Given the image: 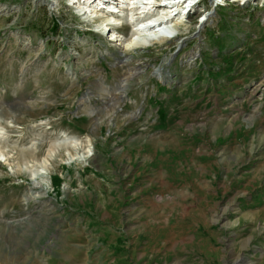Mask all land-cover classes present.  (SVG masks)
<instances>
[{
	"label": "rangeland",
	"instance_id": "374dc122",
	"mask_svg": "<svg viewBox=\"0 0 264 264\" xmlns=\"http://www.w3.org/2000/svg\"><path fill=\"white\" fill-rule=\"evenodd\" d=\"M245 1L127 53L132 29L82 23L108 15L82 0H0V264H264V0Z\"/></svg>",
	"mask_w": 264,
	"mask_h": 264
},
{
	"label": "bare ground",
	"instance_id": "6f19581e",
	"mask_svg": "<svg viewBox=\"0 0 264 264\" xmlns=\"http://www.w3.org/2000/svg\"><path fill=\"white\" fill-rule=\"evenodd\" d=\"M110 0H93V2H98V5L93 6L94 10H98L100 12V6L102 5H106L110 6L112 4L109 3ZM121 2H124L123 0H119ZM172 1V0H171ZM254 1V0H253ZM86 2V3H85ZM90 2H92V0H88V1H83V5L86 7L92 6L91 4H89ZM132 2V4L134 5L133 8L131 9V13H132V31L128 37V40L123 43V47L122 49L125 52H132V51H136L137 49H148L151 46L153 47L154 44H160L163 43L164 41L167 40H172L176 37V34L178 33L177 30L182 26H188V25H192L194 24V20H190L188 23L185 22H179L177 19H173L171 21H168V17H169V12H176L177 10H180V8L176 5L173 6H169L167 4V2L165 0H147L146 2H143L144 8L141 7L140 5H137L138 1L136 2V0H128V2H126L127 5H129ZM125 3V2H124ZM124 3H120V4H124ZM156 3H158L159 7L158 8H154ZM81 3L79 2V5ZM89 4V6L87 5ZM131 4V5H132ZM154 6V7H153ZM126 6L120 5V9L125 8ZM85 8V7H83ZM109 9V8H108ZM148 9H150L149 11H147ZM164 10V11H161ZM139 10V11H138ZM140 10H142V12H140ZM138 13H149V12H156V14H154L152 17H148L143 18V14H137L135 12ZM97 12V11H96ZM91 12L93 16H91L92 19H95L94 21H96L97 23H101V27H107L110 29L112 28V25L114 22H117V19L115 18V20L113 19L114 17H112V13H108L106 11L102 12H106L108 15H106L105 17H99L100 15L98 13ZM134 12V13H133ZM84 13V12H83ZM145 13V14H146ZM144 14V15H145ZM86 15V13L84 14ZM173 14L171 13L170 16H172ZM208 17V16H207ZM125 22V21H124ZM108 29V30H109ZM118 38V36H117ZM122 40V39H121ZM3 136V135H0ZM65 137V136H64ZM6 139L0 138V143H4ZM58 144V143H56ZM1 145V144H0ZM59 147H63L67 150V156L70 157V160H83L86 158H92L93 157V149L90 146H85L81 141H77L74 139H69L68 137H65V142L63 144H60ZM70 148H72L74 150V154L73 155L71 153V151L69 150ZM59 149V148H58ZM43 170H47V166L43 167L39 170H33L32 169V176L35 177V175H47L46 172H43ZM49 170V169H48ZM45 179V178H44Z\"/></svg>",
	"mask_w": 264,
	"mask_h": 264
},
{
	"label": "trees",
	"instance_id": "16d2710c",
	"mask_svg": "<svg viewBox=\"0 0 264 264\" xmlns=\"http://www.w3.org/2000/svg\"><path fill=\"white\" fill-rule=\"evenodd\" d=\"M53 185H54V189H55L56 191H60L61 180H59V178H54V179H53Z\"/></svg>",
	"mask_w": 264,
	"mask_h": 264
}]
</instances>
